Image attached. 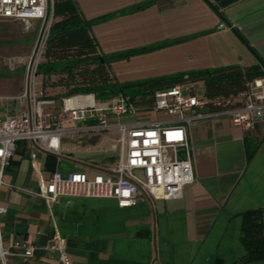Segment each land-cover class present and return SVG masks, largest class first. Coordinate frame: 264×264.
<instances>
[{
    "label": "crops",
    "instance_id": "crops-1",
    "mask_svg": "<svg viewBox=\"0 0 264 264\" xmlns=\"http://www.w3.org/2000/svg\"><path fill=\"white\" fill-rule=\"evenodd\" d=\"M75 1L92 21V36L105 55L164 44L111 61L109 70L120 83L227 66L259 65L264 71V0ZM38 77L40 94L51 95V87ZM188 84L205 93L203 81ZM21 103L0 99V116L18 113ZM176 117L151 113L152 119ZM187 132L195 181L171 199L142 190L138 204L129 208L119 207L114 198L61 196L48 203L38 194L42 181L57 170L92 175L115 164L114 134L67 136L57 152L42 142L20 141L4 173L14 186L4 185L0 193L7 208L0 220L4 244L12 251L9 261L264 264V259L245 260L243 241L247 212H258L264 230V120L242 129L229 117L216 116L192 122ZM56 233L65 238L63 253L50 248ZM18 239L35 246L28 262L14 246Z\"/></svg>",
    "mask_w": 264,
    "mask_h": 264
},
{
    "label": "built area",
    "instance_id": "built-area-1",
    "mask_svg": "<svg viewBox=\"0 0 264 264\" xmlns=\"http://www.w3.org/2000/svg\"><path fill=\"white\" fill-rule=\"evenodd\" d=\"M53 0H0L1 20H21L27 28L40 23L28 78L17 95H0V99L20 100L18 113L0 116V193L4 173L20 141L42 142L45 149L57 152L62 139L82 133H111L118 151L115 164L94 174L86 171H55L42 182L38 192L48 203L61 196L114 198L119 207L136 206L142 190L160 199L182 195L185 186L195 181L192 151L187 126L197 120L227 116L242 129H252L264 120V73L247 83V89L234 95L207 96L193 90L188 83H178L157 90L152 101H134L118 94L106 99L95 93H81L56 98L44 97L38 91V66L44 58L46 42L55 19ZM76 103H70L72 100ZM163 111L176 115L171 121L152 119L151 113ZM125 115L136 116L123 119ZM36 159V153H32ZM25 189V188H20ZM7 210L0 203V217ZM65 238L58 233L50 248L64 252ZM23 262L34 256L35 246L16 240ZM12 251L4 244L0 220V264L9 261Z\"/></svg>",
    "mask_w": 264,
    "mask_h": 264
},
{
    "label": "trees",
    "instance_id": "trees-1",
    "mask_svg": "<svg viewBox=\"0 0 264 264\" xmlns=\"http://www.w3.org/2000/svg\"><path fill=\"white\" fill-rule=\"evenodd\" d=\"M52 6L55 19L38 74L42 75L44 86H48V82L56 77L57 87L62 90L57 96L45 94L44 97L61 99L81 93H95L97 98L106 99L122 93L136 101V96L149 93L151 97L145 100L152 101L153 94L159 89L198 81L205 83L207 96H229L245 91L249 81L264 73L259 65L248 68L227 66L120 83L109 70L111 61L153 51L164 44L105 55L100 52L92 36V21L83 17L75 0H53ZM139 98L145 101L142 96ZM243 232L245 260L264 259V230L258 212L245 214Z\"/></svg>",
    "mask_w": 264,
    "mask_h": 264
},
{
    "label": "rangeland",
    "instance_id": "rangeland-1",
    "mask_svg": "<svg viewBox=\"0 0 264 264\" xmlns=\"http://www.w3.org/2000/svg\"><path fill=\"white\" fill-rule=\"evenodd\" d=\"M40 23L33 22L27 28L25 22L21 20H1L0 19V86L1 93L12 92L20 94L28 78V65L31 55L39 35ZM39 78V77H38ZM41 79V77H40ZM43 81V80H42ZM51 87L52 96L60 94V88L56 83V77L48 82ZM0 95H3L1 94ZM142 100L151 97V94H140L136 99ZM10 101L11 99H5ZM58 101L60 99H57ZM11 113V112H9Z\"/></svg>",
    "mask_w": 264,
    "mask_h": 264
},
{
    "label": "bare ground",
    "instance_id": "bare-ground-1",
    "mask_svg": "<svg viewBox=\"0 0 264 264\" xmlns=\"http://www.w3.org/2000/svg\"><path fill=\"white\" fill-rule=\"evenodd\" d=\"M70 103H76V100L74 99V100L70 101Z\"/></svg>",
    "mask_w": 264,
    "mask_h": 264
}]
</instances>
